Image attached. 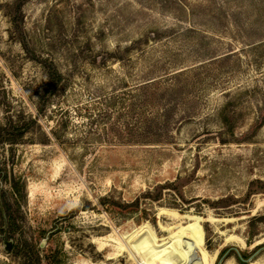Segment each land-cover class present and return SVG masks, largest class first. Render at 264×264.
I'll return each instance as SVG.
<instances>
[{"label":"rangeland","instance_id":"rangeland-1","mask_svg":"<svg viewBox=\"0 0 264 264\" xmlns=\"http://www.w3.org/2000/svg\"><path fill=\"white\" fill-rule=\"evenodd\" d=\"M194 235L264 264V0H0V264Z\"/></svg>","mask_w":264,"mask_h":264},{"label":"bare ground","instance_id":"bare-ground-1","mask_svg":"<svg viewBox=\"0 0 264 264\" xmlns=\"http://www.w3.org/2000/svg\"><path fill=\"white\" fill-rule=\"evenodd\" d=\"M193 227L194 226L191 223V224H189L187 226H184V227L177 226V229H179V232L181 231L184 234V232L186 230H193ZM169 232L172 233V231H169ZM145 239L146 238L141 239L139 244H143V241ZM186 240L188 242L183 244L184 247L182 248L180 256L179 257H177V256L174 257L173 256V259L169 260V261L167 260L166 264H190L189 263L190 260L193 261L194 264H208L207 260H206V254L204 252H202V251L198 252V250H197V252H195L196 248L198 249V247H200V243H199L198 237L196 235H194V236L191 237V239L190 238H188V239L186 238ZM200 242H201V240H200ZM156 246L159 247V249L157 251V253L159 255H156V256H159V257L165 256L170 251V248H169L168 245H166V242L159 243Z\"/></svg>","mask_w":264,"mask_h":264},{"label":"trees","instance_id":"trees-1","mask_svg":"<svg viewBox=\"0 0 264 264\" xmlns=\"http://www.w3.org/2000/svg\"><path fill=\"white\" fill-rule=\"evenodd\" d=\"M16 187V186H15ZM16 189H17V187H16Z\"/></svg>","mask_w":264,"mask_h":264},{"label":"water","instance_id":"water-1","mask_svg":"<svg viewBox=\"0 0 264 264\" xmlns=\"http://www.w3.org/2000/svg\"><path fill=\"white\" fill-rule=\"evenodd\" d=\"M219 263H220V262H219ZM219 263H218V264H219Z\"/></svg>","mask_w":264,"mask_h":264}]
</instances>
